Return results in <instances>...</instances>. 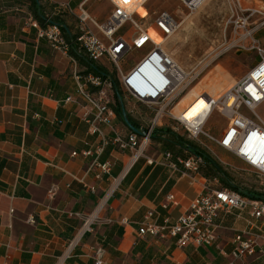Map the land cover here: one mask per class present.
<instances>
[{
	"label": "crops",
	"instance_id": "0c3cea01",
	"mask_svg": "<svg viewBox=\"0 0 264 264\" xmlns=\"http://www.w3.org/2000/svg\"><path fill=\"white\" fill-rule=\"evenodd\" d=\"M88 1L38 0L46 19L42 26L29 3L0 0V264H93L99 247L106 250L108 264H228L231 240L246 228L248 213L220 215L226 255L194 243L181 248L173 237L138 236L150 211L159 223L185 213L203 192L205 177L191 184L190 178L146 159L131 165V153L112 143L98 158L110 165L109 172L93 167L100 138L89 133L83 117L87 102L74 78L89 63L77 47L66 54L40 36L49 19L66 28L67 38L75 35L77 19L56 6L77 9ZM126 113L139 125L136 113ZM124 123L118 115L114 119L126 133ZM170 126L165 121L162 128ZM102 129L113 138L108 127ZM159 145L149 157L160 159L166 150ZM88 151L93 155L86 157ZM172 194L179 205L166 209Z\"/></svg>",
	"mask_w": 264,
	"mask_h": 264
},
{
	"label": "built area",
	"instance_id": "2783aa9c",
	"mask_svg": "<svg viewBox=\"0 0 264 264\" xmlns=\"http://www.w3.org/2000/svg\"><path fill=\"white\" fill-rule=\"evenodd\" d=\"M107 1L112 3L113 11L103 24L89 13L86 3L79 5L77 9L64 3L58 4L56 8L67 11L77 19L78 33L67 38L62 32V24L50 19L40 32L41 37L60 45L66 54L77 47L78 53L89 64L98 65L103 58H107L116 69L119 89L124 94L123 108L131 114L136 113L139 118V125L135 126L138 132L128 128L124 133L117 129L114 124L117 115L112 106L115 100L112 81L104 80L90 71V68L74 73L78 94L87 102L83 117L89 125V133L100 138L101 144L96 149L93 167L109 172L110 165L99 164L98 158L105 147L112 143L120 151L131 153V165L146 159L150 165L168 167L181 177L190 178L191 184L198 183V180L205 177L202 174L205 162L202 156L190 155L185 158L175 156L168 150L160 159L146 155L154 131L162 128L164 121H171L176 124L170 126L171 130L177 133L183 131L191 142L206 151L223 170L229 172L236 167L220 157L210 145L232 154L243 163L242 170L252 172L264 180V118L257 112L264 105V46L256 37L264 28V5H248L247 0H224L228 12L226 30L231 28V38L229 41L225 38L223 44L224 51H255L259 60L246 76L220 97L205 95L209 111L195 124L187 121L183 115H177L176 107L205 73L209 64L200 63L187 70L174 59L166 42L181 27L176 17L166 11L156 12L148 26L144 23L148 14L142 16L139 9H145L150 0ZM180 1L187 9L194 11L196 2L207 0ZM127 25H130V30L122 33ZM100 34L103 38L99 37ZM133 51H144V56L125 70L122 60ZM72 60L75 62V58ZM69 101L71 98L66 102ZM138 106L150 112V119L145 123ZM215 113L227 120V125L219 136H214L207 130V124ZM103 125L110 129L113 138L106 135ZM84 155L87 157L93 153L88 151ZM205 179L203 192L191 201L185 213L174 221L166 218L159 223L157 213L150 211L139 224L138 236L155 239L173 237L181 248L194 243L203 247H215L226 255L220 243V215L227 217L235 211L248 213L246 228L235 232L231 240V261L228 264H264V196L254 198L241 191L222 188L217 179ZM178 205L176 196L172 194L167 197L163 207L168 209ZM86 225L89 227V221ZM93 264H108L104 247L94 250Z\"/></svg>",
	"mask_w": 264,
	"mask_h": 264
},
{
	"label": "rangeland",
	"instance_id": "374dc122",
	"mask_svg": "<svg viewBox=\"0 0 264 264\" xmlns=\"http://www.w3.org/2000/svg\"><path fill=\"white\" fill-rule=\"evenodd\" d=\"M246 4L252 6L264 5V0H247ZM196 9L190 11L180 0H150L146 8H140L142 16L147 15L144 23L149 26L156 12L166 11L176 17L181 27L178 32L166 42L167 49L172 53L174 59L187 70L193 69L196 65L202 63L209 64L205 73L188 93L181 99L177 109L184 111L190 107L194 110L204 106V102L197 100L199 95L206 93L218 94L222 89H227L234 85L237 81L247 75L252 66L258 62L259 58L255 51H224L223 44L225 38L229 41L231 38V28H227L228 12L224 0H207L196 2ZM89 13L96 20L103 24L113 11L111 2L89 0L86 4ZM130 30V25H127L122 30V33ZM78 33V30H76ZM102 38V35H99ZM256 37L260 39L264 45V28L261 29ZM144 54V51H133L122 60L123 68L129 69L133 63L139 61ZM98 65L108 69L114 73V65L107 59L103 58ZM210 76V77H209ZM206 80H208L206 82ZM223 93V92H222ZM124 95V94H123ZM222 95V94H221ZM141 109V119L143 123L150 119V112L144 107ZM259 115L264 118V105L257 109ZM165 122V121H164ZM171 125H176L171 121H167ZM227 125L225 120L218 113L213 114L207 124V130L214 136H219ZM188 141H190L183 131L179 132ZM159 143L152 139L151 144L147 148L146 155L151 156L156 154L159 149ZM215 152L231 162L236 169L229 171L236 179L238 185L251 192L264 193V180L259 179L254 173L244 171L243 163L238 161L232 154L223 151L220 147L210 145Z\"/></svg>",
	"mask_w": 264,
	"mask_h": 264
},
{
	"label": "trees",
	"instance_id": "16d2710c",
	"mask_svg": "<svg viewBox=\"0 0 264 264\" xmlns=\"http://www.w3.org/2000/svg\"><path fill=\"white\" fill-rule=\"evenodd\" d=\"M20 1V0H18ZM27 3H29V7L31 9V12L34 16V18L42 25L44 26V23L46 19L44 18V15L42 12H40V7L38 4V0H23ZM63 32H66V28L63 27ZM72 54H74L76 57H79L77 54H75L73 51H71ZM90 71L94 72L96 75L101 76L104 80H110L112 81L113 88H114V103H113V109L116 112V115L120 118V120L124 123L123 120V114H122V102H124V95L119 89V83L117 79H115L114 75L111 74L108 69L101 65H95V64H89ZM118 96L121 97V101L118 100ZM129 120L131 121L132 125L135 127L137 126L135 120L133 117L130 116V114L127 115ZM125 124V123H124ZM158 143H161V146L165 148L167 151H171L174 153L175 156H183L185 158L188 157V155L185 154V152L189 153L190 155H200L204 159V164L202 165V174L207 179H217L219 183L221 184L222 188L228 189V190H235V191H241L243 194L254 197V198H262L264 196L263 193H257V192H251L244 188H241L234 176L223 170V168L216 162L210 155L206 153V151H203L201 148H199L197 145H195L193 142L188 141L183 135L174 132L170 128H159L156 129L153 133V138Z\"/></svg>",
	"mask_w": 264,
	"mask_h": 264
},
{
	"label": "bare ground",
	"instance_id": "6f19581e",
	"mask_svg": "<svg viewBox=\"0 0 264 264\" xmlns=\"http://www.w3.org/2000/svg\"><path fill=\"white\" fill-rule=\"evenodd\" d=\"M207 81L208 80H206V82ZM234 85H232L231 87H233ZM231 87H229L227 89H230ZM227 89H224V90L222 89V91L220 93L215 94V95H218V96H214V94H211V93H206L204 95H199V97L197 98V100H200V101L204 102V106H202V107L197 108V109L194 110V107L197 105V104H195L193 107H190V108H188V109H186L184 111L183 110L182 111H179L177 109V107H176V113H177V115H183L185 117V119H187V121H190V122L193 121V123L198 124L199 120L201 118H204V114L209 111V106H208L207 102L205 101L204 96L205 95H209V96H212L214 98H218V97H220V95L222 94V92H225ZM181 99H180V101H181ZM180 101H179V103H180ZM179 103L177 104V106L179 105Z\"/></svg>",
	"mask_w": 264,
	"mask_h": 264
},
{
	"label": "water",
	"instance_id": "95a60500",
	"mask_svg": "<svg viewBox=\"0 0 264 264\" xmlns=\"http://www.w3.org/2000/svg\"><path fill=\"white\" fill-rule=\"evenodd\" d=\"M118 100H119V101L122 100L120 96H118ZM122 114H123V120H124L125 124H126L130 129H132L133 131L138 132V130L136 129V127H134V126L132 125V123L130 122V120H129L128 116H127L128 114L126 113V111H125L124 108H122Z\"/></svg>",
	"mask_w": 264,
	"mask_h": 264
}]
</instances>
